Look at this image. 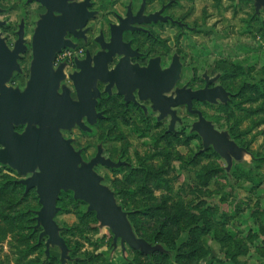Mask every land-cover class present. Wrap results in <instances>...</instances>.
<instances>
[{
	"label": "rangeland",
	"instance_id": "1",
	"mask_svg": "<svg viewBox=\"0 0 264 264\" xmlns=\"http://www.w3.org/2000/svg\"><path fill=\"white\" fill-rule=\"evenodd\" d=\"M163 1L151 0L147 10L159 8ZM126 3L90 2L98 14L89 18L88 37L106 32L107 22L114 21V13L121 14ZM45 12L35 0H0V37L12 49L21 28L24 46L16 60L19 69L11 72L6 87L24 89L32 35ZM169 13L171 23L155 27L159 34L152 50L161 54L165 66L172 55L180 63L177 80L164 94L175 95L183 87L199 89L206 78L213 79L211 86H223L229 93L226 101L193 99L192 108L242 148L240 158L231 156L228 168L212 144L204 148L193 129L197 114L185 104L171 107L177 118L168 130L170 114L159 118L150 100L139 97L133 100L143 109L124 106L116 88L107 91L106 83L98 80L101 95L95 111L102 117L92 124L84 117L88 129L75 124L61 129V135L82 162L100 149L103 158L119 163H96L93 170L126 213L134 235L160 249L145 254L126 242L122 245L120 237L114 241L109 226L96 218L87 202L74 198L71 189L61 190L54 222L68 249L65 264H264L263 5L256 10L255 0H171ZM69 52L71 61L57 93L65 87L75 100L67 74L73 67ZM63 57L53 60L55 69ZM30 175H19L0 162V264H60V249L50 246L46 257L47 236L39 237L42 227L36 212L41 205L35 188L25 192L19 182Z\"/></svg>",
	"mask_w": 264,
	"mask_h": 264
},
{
	"label": "water",
	"instance_id": "2",
	"mask_svg": "<svg viewBox=\"0 0 264 264\" xmlns=\"http://www.w3.org/2000/svg\"><path fill=\"white\" fill-rule=\"evenodd\" d=\"M35 1L44 6L46 12L40 16L32 35L30 74L22 91L4 85L11 72L19 69L16 60L24 50L22 30L20 28L12 49L0 37V162L7 163L19 175L31 173L19 182L24 185L25 192L35 188L37 193L41 207L36 212V220L42 227L39 237L47 236L46 257L50 246L60 249V264H65L69 257L65 241L54 222L58 194L68 189L73 191L74 198L84 200L90 210H95L96 218L108 225L114 234V241L120 237L122 245L126 242L145 254L160 249L134 235L126 213L117 206L113 193L100 183V176L93 170L96 163L107 166H118L119 163L103 158L100 149L88 162H82L79 152L74 150L69 139L63 138L60 130L70 129L75 124L88 129L82 121L84 117L89 124L102 117L95 111L96 98L100 95L96 87L98 80L106 83L107 91L115 86L119 94H125V101L133 99L131 92L137 88L139 99H149L152 108L160 112L159 118L171 115L168 130L173 129L177 118L171 107L185 104L189 112L197 114L198 121L193 123V129L201 136L203 147L212 144L214 150L226 159L229 168L231 156L239 159L242 148L229 139L226 132L217 131L201 111L192 108L193 99L226 101L228 91L221 85L209 87L213 79L206 78L202 88L183 87L176 89L175 95H165L178 78V57L174 55L170 66L164 70L159 69L156 59L143 68L127 65L129 48L127 43H122L121 33L133 19L125 18L120 19L118 25L111 26L110 42L102 44L107 50L94 55L92 66L89 58L76 63L79 71L69 75L77 97L72 100L65 87L62 93H57L59 82L65 75L61 65L53 68V60L62 47L72 46L64 37L66 32L79 36V30L95 12L87 9L89 0L78 3ZM260 4L264 10V0H255L256 10ZM116 53L124 55L114 68L108 69V62ZM19 125L24 126L21 132L15 130Z\"/></svg>",
	"mask_w": 264,
	"mask_h": 264
},
{
	"label": "flooded vegetation",
	"instance_id": "3",
	"mask_svg": "<svg viewBox=\"0 0 264 264\" xmlns=\"http://www.w3.org/2000/svg\"><path fill=\"white\" fill-rule=\"evenodd\" d=\"M81 1L84 0H67V2L69 3L72 2L78 3ZM92 1L94 2L95 0H89V2L91 3ZM150 1L151 0H140L136 5H133L132 0H128V3H126L124 6V11L121 14L115 12L113 15L114 21L107 22L106 32H104L103 30H99L98 34L94 35L93 37H88V32L91 31L90 25H88L90 19L87 20L85 25L80 30L77 29L81 31L79 36H76L72 32L67 31L64 37L65 39H68L71 42L72 46L62 47L61 50L55 54L54 57V59H56L58 58L59 55H64L63 61H61L60 63V65L62 66L63 73L65 74V68L68 67L67 64L71 61L70 57H67L66 51H70L69 54L73 55V60L71 62L73 67L71 68L70 73H67L68 76L71 73L79 71V68H77V64H76L79 61L89 58L90 65L92 66L94 55H96L99 51L107 50L106 48L103 47L102 44L104 43L106 44L110 42L111 26L118 25L120 19H125V18L133 19V22L132 23L130 22L127 25V28H125L121 33L122 43H127L128 44L127 47L129 48V51L126 54L127 65H136L138 67L143 68V67H147L151 60L156 59V64L159 66L160 70L167 69L172 62L173 55L170 59L169 64L165 66L162 64L163 58L161 54H159L158 52L156 53L152 50H153L154 41L156 39V35L159 34L155 31V27L157 26L160 29L161 25H165L166 23H171L172 16L169 13L171 0H168V2H165L164 0L163 3H161L159 8L157 9L147 10V7L150 5V3H152ZM87 9L95 12L92 17H95L98 14V9H96L93 4L89 5ZM55 13L58 15L57 12ZM149 15H153V16L147 18V16ZM93 47L96 48L93 49ZM123 55L124 54H117V53L113 55L111 61L108 62L107 65L108 69L114 68L116 64L119 62V60L123 57ZM60 58H62V56ZM210 84L208 85L209 87L214 86V85L211 86ZM112 88L113 87L110 88V91H112ZM104 89H105V85H104ZM104 92H106V94L108 95L111 94L105 90ZM131 93L133 99L136 100V98H138V89L136 88ZM117 95L122 97L124 106H128L130 104L139 106L138 103H135L133 99H130L129 101H125L124 99L125 94H119L117 92ZM140 108L143 109V107Z\"/></svg>",
	"mask_w": 264,
	"mask_h": 264
},
{
	"label": "trees",
	"instance_id": "4",
	"mask_svg": "<svg viewBox=\"0 0 264 264\" xmlns=\"http://www.w3.org/2000/svg\"><path fill=\"white\" fill-rule=\"evenodd\" d=\"M150 253H153V252H150ZM164 254H166V253H164ZM168 254V253H167Z\"/></svg>",
	"mask_w": 264,
	"mask_h": 264
}]
</instances>
